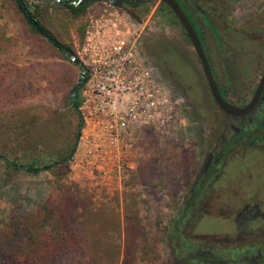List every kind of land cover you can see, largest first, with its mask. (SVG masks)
<instances>
[{
    "label": "rangeland",
    "instance_id": "374dc122",
    "mask_svg": "<svg viewBox=\"0 0 264 264\" xmlns=\"http://www.w3.org/2000/svg\"><path fill=\"white\" fill-rule=\"evenodd\" d=\"M180 1L228 97L249 100L264 70V0ZM106 6L92 3L75 14L55 3L30 10L78 60L90 20ZM114 10L127 21L144 65L166 87L178 113L167 131L134 135L120 183L96 156L87 163L93 154L88 127L78 130L76 142L79 117L70 94L82 69L31 30L15 0H0V156L23 168L0 159V264H196L177 260L171 237L185 252L189 245L225 251L264 240V149L256 154L260 159H247L240 149L230 154L240 176L231 184L225 178L227 188L218 184L188 215L181 233L173 231L186 185L219 147L222 118L169 10L160 2L142 5L139 22L129 9ZM69 155L47 171H24ZM247 208L262 215L249 224L251 235L235 222ZM237 257L232 264H240Z\"/></svg>",
    "mask_w": 264,
    "mask_h": 264
},
{
    "label": "built area",
    "instance_id": "2783aa9c",
    "mask_svg": "<svg viewBox=\"0 0 264 264\" xmlns=\"http://www.w3.org/2000/svg\"><path fill=\"white\" fill-rule=\"evenodd\" d=\"M78 61L84 75L79 110L93 153L87 163L96 156L108 167L106 175L120 183L130 167L134 135L170 129L177 103L144 65L137 39L118 13L105 11L90 20Z\"/></svg>",
    "mask_w": 264,
    "mask_h": 264
},
{
    "label": "flooded vegetation",
    "instance_id": "af4514ba",
    "mask_svg": "<svg viewBox=\"0 0 264 264\" xmlns=\"http://www.w3.org/2000/svg\"><path fill=\"white\" fill-rule=\"evenodd\" d=\"M176 1L178 4L180 3L179 4L180 6L181 1L180 0H176ZM140 6L142 5L134 6V5H130L129 3H124V10L129 9L130 10L129 14L131 12H134L136 15V11ZM182 8L181 9L185 11L183 12L187 13V15L189 16L186 8L184 7ZM189 18L192 21L194 25L193 27L199 39L202 42L204 52L207 56V59L211 67L212 74L218 84V88L223 99L228 103L237 107L246 106L252 99L264 70L260 75V78L256 83V87L249 100L242 103L239 100L237 101L235 99L229 98L227 93L229 92L228 90L229 88L227 89V87L223 86L221 82L218 80L211 59L206 52L203 38L201 37L198 29L196 28V25L193 22L192 18L190 16ZM212 102L216 107L217 111L220 113V117L222 118V129L219 135L220 136L219 147L216 151L211 152L208 163L203 168H201L195 174L193 180L189 181V183L186 185L184 195L187 199L181 204L178 212L179 216L177 220L174 221V224L177 223L180 227H182V224L186 220L188 215L195 213V211L198 208H200V205L205 202L206 196L210 195L212 191H214L218 187L217 186L218 184H221L223 189L227 188L228 184H226L227 181L225 180V178L229 177L230 178L229 184H231L233 183L234 178H236L238 175L240 176L239 163L235 162V158H232V160L229 159L228 156L230 154L231 155L235 154L234 152L240 149L243 151L242 154L245 157L247 156V159L250 158V156H254V155L255 158L260 159V157H256V154H258L261 151V149H264V89L256 107L249 114L242 117H233L230 115H226L217 108L213 100ZM230 128H232V130H230ZM185 203H187L186 205L189 207L188 209L183 208L185 206ZM241 211H243L241 212V214H236L235 222L239 223L240 226L242 227L241 230L242 234L251 235L254 232L248 229L249 224H251L252 221L257 219V217H262V215L257 210H253L251 208H247ZM178 240L181 245V241L179 238ZM181 249H182V245H181ZM198 250L199 251L204 250L205 252L210 253L214 258V259L211 258L212 263L232 264L236 259L235 257L240 256L237 257L240 260V264H248V263L264 264V240L259 242L252 241L249 244L244 243L240 246L239 244H236L231 249L226 248L225 251L221 247H215L214 249H211L205 246H190V245L188 247V250L186 249V252L185 250L183 251L185 254H188L190 252L194 253ZM175 252L177 256L176 249ZM223 253L225 255H223ZM226 256H228V258ZM216 259L217 260L219 259V261H216ZM177 260L180 261L179 259ZM180 262H184V261H180ZM186 263L201 264L199 261L196 260H192Z\"/></svg>",
    "mask_w": 264,
    "mask_h": 264
},
{
    "label": "water",
    "instance_id": "95a60500",
    "mask_svg": "<svg viewBox=\"0 0 264 264\" xmlns=\"http://www.w3.org/2000/svg\"><path fill=\"white\" fill-rule=\"evenodd\" d=\"M27 1L35 4H50V3L66 1V0H27ZM69 1H71V3L77 8L83 7L89 3H103L120 10H124V3H129L130 5H134V6L150 4L153 2H160L164 4L170 10L173 16L176 18L182 30L184 31L190 45L192 46L195 56L200 63L202 73L207 84V88L217 108L226 115H230L233 117H242L249 114L258 104L264 89V72L261 76V79L254 92L252 99L246 106L237 107L225 101L219 91L218 84L212 74L211 67L207 59V56L204 52L202 42L199 39L193 25L190 23L186 14L183 12V10L181 9V7L179 6L176 0H69ZM130 16L134 18L137 22H139V19L134 12H131ZM68 59L74 61L75 64L80 68L82 67L81 63L77 59H75L73 55H68ZM83 82H84V75L82 74L80 76V80L78 81L76 86L72 89L70 94L71 106L77 112L79 117V125H78L79 131L83 127V118L79 108H77L74 104V96L77 89L83 85ZM76 142H78V139L76 140Z\"/></svg>",
    "mask_w": 264,
    "mask_h": 264
},
{
    "label": "trees",
    "instance_id": "16d2710c",
    "mask_svg": "<svg viewBox=\"0 0 264 264\" xmlns=\"http://www.w3.org/2000/svg\"><path fill=\"white\" fill-rule=\"evenodd\" d=\"M15 3H16V7H17L18 12L24 17V19L26 20L27 24L30 26L31 30L36 35H38L41 38H43L46 42H48L53 48H55L62 56L66 57L67 59H68V55H73V52L69 48H67L64 44L60 43L56 39V37L53 35L52 31L50 29H48L47 27H45L39 21V19L34 15V13L30 10V5H34V7H42V6H46L48 4H34V3H31V2H29L27 0H15ZM55 4H60L62 7L68 9L71 13L75 14V13H79V12L84 11L92 3L86 4L85 6L79 7V8L75 7L71 3V1H69V0L55 2ZM162 5L164 7H166L164 4H162ZM180 6L184 7V5L182 3H181ZM169 12H170V10H169ZM185 14H186L187 18L189 19V21L191 22V24L193 25L192 21L190 20L189 16L187 15V13H185ZM75 59H77V58L75 57ZM69 61L72 62V63H75L74 61H71V60H69ZM77 96L78 95H77V91H76L75 96H74V104H75V106L77 108H79L81 103H80L79 97H77ZM71 109H72L73 113L77 115V112L74 110V108L72 106H71ZM75 128H76L75 131H76V140H77L79 138V135H80L79 132H78V124H76ZM71 157L72 156L69 155V156L63 158L62 160H60L59 162H56V163L51 164V165H45V166L37 167V168L36 167L25 168L24 171L27 172V173H40V172H43V171H47L50 168L57 166L58 164L66 163L67 161H69L71 159ZM0 159H2L4 161V163L6 165L10 166L11 168L20 169V170L22 169L23 170L22 167L21 168L17 167L16 165L8 162L2 156H0ZM186 204L187 203H185V206L183 208L188 209L189 207ZM172 226H173L172 227L173 231L175 233H177V232L181 233V227L177 223L174 224V222H173ZM175 238L171 237V242L173 244L174 249H176V251H177V256L176 257L180 261L190 262L192 260H196V261H199L201 264H217V263H212L211 262V258H213V256L210 253L205 252L204 250H200V251L198 250V251H196L194 253L190 252L188 254H185L184 251L181 249V245H180V242H179L178 238H176V239ZM176 240H177V242H176ZM216 261H219V259L218 260L216 259ZM43 262H44L43 260H39L40 264H44Z\"/></svg>",
    "mask_w": 264,
    "mask_h": 264
},
{
    "label": "crops",
    "instance_id": "0c3cea01",
    "mask_svg": "<svg viewBox=\"0 0 264 264\" xmlns=\"http://www.w3.org/2000/svg\"><path fill=\"white\" fill-rule=\"evenodd\" d=\"M104 5V4H103ZM115 8H112L111 6H106V7H103V11L101 12V13H103V12H105V11H107V12H114V13H117L115 10H114Z\"/></svg>",
    "mask_w": 264,
    "mask_h": 264
}]
</instances>
